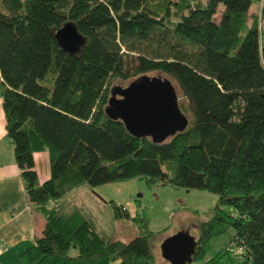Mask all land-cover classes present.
<instances>
[{
    "label": "trees",
    "instance_id": "trees-1",
    "mask_svg": "<svg viewBox=\"0 0 264 264\" xmlns=\"http://www.w3.org/2000/svg\"><path fill=\"white\" fill-rule=\"evenodd\" d=\"M253 1L2 0L7 133L29 199L46 217L22 252L25 264H159L155 231L114 239L84 209L59 202L84 184L137 176L218 195L213 215L199 223L194 264H264V0H255L263 13L250 22ZM67 22L84 37L77 51L56 36ZM150 71L174 78L193 114L163 141L132 133L106 111L118 81ZM42 149L51 176L40 182L34 151ZM112 204L116 216L131 217Z\"/></svg>",
    "mask_w": 264,
    "mask_h": 264
},
{
    "label": "rangeland",
    "instance_id": "rangeland-1",
    "mask_svg": "<svg viewBox=\"0 0 264 264\" xmlns=\"http://www.w3.org/2000/svg\"><path fill=\"white\" fill-rule=\"evenodd\" d=\"M0 7L5 9L2 0H0ZM222 9L223 4L219 6L216 17L221 15ZM260 9V3L254 0L250 8L249 18L252 19V15L261 11ZM261 36L264 40V19L261 22ZM146 74L158 73L150 71ZM49 75H51V71ZM136 78L135 76L117 83L120 84V87H125ZM41 81L47 82L48 80L41 79ZM172 81L177 87L180 102L182 101L186 106V114L192 118L193 114L190 112L187 99L182 96L177 81L174 78ZM116 95L121 96L119 92ZM217 200L218 195L208 189L161 185L157 182H149L146 177L139 176L110 181L96 186L85 184L59 199L68 208L79 206L84 209L94 217L99 230L111 238L126 241L139 232L155 231L157 233L153 237L155 261L159 263L160 259L166 264L173 262L170 263V260L164 255L163 240L180 229H189L192 234L198 236L200 221L213 215ZM112 201L125 205L129 209L131 217L116 216ZM226 208L232 211L230 206H226ZM136 215L147 217L149 221L147 226L134 220L133 216ZM231 235L232 232H228L216 238L210 254L216 252L222 244L226 243ZM163 237L165 238L162 239ZM157 254H159V259Z\"/></svg>",
    "mask_w": 264,
    "mask_h": 264
},
{
    "label": "water",
    "instance_id": "water-1",
    "mask_svg": "<svg viewBox=\"0 0 264 264\" xmlns=\"http://www.w3.org/2000/svg\"><path fill=\"white\" fill-rule=\"evenodd\" d=\"M56 36L63 48L72 51H77L84 42L73 22L60 27ZM106 111L113 118H121L132 133L149 135L155 141H163L185 130L190 121L180 106L177 87L162 73H144L129 85L112 91ZM197 240L189 229H180L163 240L164 255L175 264L191 263Z\"/></svg>",
    "mask_w": 264,
    "mask_h": 264
},
{
    "label": "crops",
    "instance_id": "crops-1",
    "mask_svg": "<svg viewBox=\"0 0 264 264\" xmlns=\"http://www.w3.org/2000/svg\"><path fill=\"white\" fill-rule=\"evenodd\" d=\"M6 122L0 91V264H25L22 252L42 234L46 217L29 199ZM34 160L38 178L43 182L51 176L50 152L47 149L35 150ZM157 256L159 259V254ZM159 263L166 264L160 259ZM111 264H118V260Z\"/></svg>",
    "mask_w": 264,
    "mask_h": 264
},
{
    "label": "built area",
    "instance_id": "built-area-1",
    "mask_svg": "<svg viewBox=\"0 0 264 264\" xmlns=\"http://www.w3.org/2000/svg\"><path fill=\"white\" fill-rule=\"evenodd\" d=\"M260 10H261V12L263 13V9H262V7H261ZM263 19H264V17L262 16V17H261V21H262ZM0 247H1V243H0ZM241 250H242V247H239V248H238V251H241ZM10 264H16V263H10Z\"/></svg>",
    "mask_w": 264,
    "mask_h": 264
}]
</instances>
